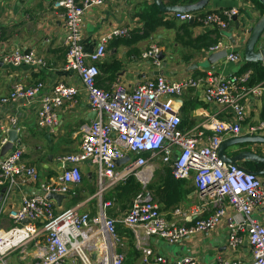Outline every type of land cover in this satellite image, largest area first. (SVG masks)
Here are the masks:
<instances>
[{
  "label": "built area",
  "instance_id": "1",
  "mask_svg": "<svg viewBox=\"0 0 264 264\" xmlns=\"http://www.w3.org/2000/svg\"><path fill=\"white\" fill-rule=\"evenodd\" d=\"M106 1L84 0L78 4L76 0H55L52 3V8L60 10L64 18L67 48L64 70L77 74L95 117L89 125L81 128L78 151L56 158L61 170L57 179L41 184L40 194L22 197L19 208L8 212L13 226L7 230L0 229V264L11 251L38 235L44 237V249L37 264H63L66 258H72L74 264H125L123 253L117 250V224L125 225L134 233L140 230L144 238L157 236L168 244H176L188 236L214 230L224 220L228 208L235 214L225 220L227 246L235 251L246 236L251 260L217 257L216 264H264V226L253 216L254 208L264 206V179L218 157L220 144L227 137H239L242 133L247 119L245 100L264 99V83L248 85L250 72H246L228 79L207 73L203 78L175 82L157 75L137 84L131 91L98 87L97 63L105 56L106 44L114 38L129 36L128 28H116L104 34L92 52L83 50L84 11ZM236 15L237 10L230 9L206 14L177 13L175 17L182 22L196 21L224 31ZM228 48L224 41H218L209 48V52L227 51ZM158 55L159 49L151 46L142 53V59L151 60L159 67ZM225 58L236 63L240 55L231 51ZM1 60L13 67H46L33 50H12L3 53ZM190 88H202L207 98L224 110H230L233 118L222 120L211 115L198 126L182 129L180 101L177 99ZM43 90L44 84L40 81L32 85L15 83L8 94L0 98V108L17 100L39 97L37 125L41 129L51 128L56 124L57 110L65 103L74 102L78 89L59 83L49 93ZM262 132L264 120H259L248 125L245 134L253 136ZM6 142L7 138L0 139V150ZM22 155L21 149L13 148L0 157V185L11 189L18 182L38 179V171L24 164ZM126 156L128 161L117 165V161ZM155 160L170 165L174 179L193 180L202 201L201 207L189 212H174V215L182 216L186 223L167 220L147 189ZM83 162L95 166V196L100 201V208L92 218L77 207L56 211L54 201L46 199L48 194L65 195L69 193L70 186H78L82 182L79 165ZM130 176L136 179L141 189L134 195L127 212L120 219L112 218L106 213L110 202H103L102 196ZM204 210L209 211L206 218L202 217ZM24 220L28 222L22 224ZM141 250L145 255L151 254L148 248ZM91 251L97 254L94 260ZM155 262L170 264L167 258L160 255L156 256ZM172 264H198V260L186 255L175 259Z\"/></svg>",
  "mask_w": 264,
  "mask_h": 264
},
{
  "label": "crops",
  "instance_id": "2",
  "mask_svg": "<svg viewBox=\"0 0 264 264\" xmlns=\"http://www.w3.org/2000/svg\"><path fill=\"white\" fill-rule=\"evenodd\" d=\"M54 1L0 0V98L7 95L15 83L32 85L40 81L44 84V93H49L59 83L78 89L75 101L65 103L57 110L56 124L51 128L41 129L37 125L39 97L17 100L0 108V122L4 130L15 125L21 144L14 143L13 147L22 150V162L35 167L38 171L36 181L18 182V185L11 189H7L6 185H0V229L4 230L13 226L8 212L19 208L22 197L40 194L41 184L54 182L57 179L61 170L56 158L78 151L82 135L81 128L89 125L95 117L77 74L64 70L67 50L66 30L60 10L52 8ZM83 1L76 0L78 4H82ZM196 1L162 0L165 5L189 4ZM255 1L210 0L202 10L196 13L206 14L216 10L235 9L237 10L236 20L241 27L244 15H249L255 22L264 13L263 7L258 6ZM153 5V0H107L102 5H92L85 9L82 18V46L85 52H92L102 36L111 30L123 27L129 29L128 37L114 38L106 44L105 56L97 63L99 75L96 84L98 87L105 90L121 88L131 91L137 84L153 79L157 75H163L171 82L203 78L207 73L223 79L240 75V70L247 64L243 57L246 38L239 34L240 30L236 28V21L233 20L226 30L218 31L196 21L182 22L175 17V14L162 13L159 10L156 16L147 18L150 12L155 15ZM231 40L233 42H230ZM218 41H224L229 45L227 51H220H225L226 55L231 51L237 52L240 60L232 63L227 61L225 56L214 65L208 66L206 56L220 52H209V48ZM151 46L157 47L159 55L162 56L161 59L157 58L160 62L159 67H156L151 60L142 59V53ZM261 47H264V34L256 46V48ZM12 50L20 52L33 50L45 62L46 67L31 65L13 67L4 64L1 55ZM260 64L264 66V63ZM246 72L251 74V69ZM177 100L180 101L181 128L185 130L200 125L211 115H216L222 120L233 118L230 110H224L207 98L202 88L187 89ZM263 104V98L245 100L247 119L243 123L242 133L239 136H246L248 125L264 120L260 117ZM259 136L264 137V132L259 133ZM3 138L7 137L2 135L1 139ZM229 138L232 137H227L225 140ZM242 149L264 156L262 144L232 146L225 151V154L233 156ZM153 162L157 163V167L153 168V176L149 183L151 187L149 191L152 194L155 187L162 185L167 168L171 173L170 165H165L159 160ZM239 165L252 172L261 169L258 165L247 162H240ZM79 167L82 182L78 186H70L69 193L63 195L60 203L53 200L55 209L60 211L77 207L80 212H85L92 218L97 215L100 208V201L95 196L96 191L92 192L96 190L95 166L90 162H83ZM259 177L264 179V176ZM181 188L184 193L177 205L164 208L156 198L154 199L167 220L186 223L182 216H176L174 212L176 210L189 212L193 208L201 207L202 201L195 190L192 178L182 180ZM108 192H111V189L103 194L102 201ZM132 199L133 197L131 202ZM112 204L119 205L116 200H113L110 202V207L112 206L110 209H113ZM253 211V216L264 226V206L256 207ZM234 214L233 210L228 208L224 220L214 230L188 236L176 244H168L157 236L144 238L140 230L134 233L132 229L119 223L116 225L119 239L117 250L123 253L125 264H156L155 258L158 255L167 258L170 264L175 259L186 255L194 256L198 264H216L217 257L236 258L249 262L251 250L246 236L235 251L227 246L225 220L233 217ZM208 215L209 211L204 210L202 217L206 218ZM109 216L116 218L111 212ZM142 248H148L151 254H143ZM43 249L44 237L38 235L11 251L4 258L3 264H37ZM90 254L93 260L97 258L94 251ZM63 264L74 263L72 258H66Z\"/></svg>",
  "mask_w": 264,
  "mask_h": 264
},
{
  "label": "water",
  "instance_id": "3",
  "mask_svg": "<svg viewBox=\"0 0 264 264\" xmlns=\"http://www.w3.org/2000/svg\"><path fill=\"white\" fill-rule=\"evenodd\" d=\"M210 0H197L195 3L181 4V5H165L162 0H153L154 5L162 13H190L202 10ZM264 9V0H256ZM253 11H255L253 9ZM236 21V28L240 30L239 34L245 36V45L243 48V57L246 63H264V47L256 48L259 39L264 34V13L260 18L255 22L252 21L249 15H244L242 26L240 27L239 22L236 20V17L233 19ZM251 24V26H250ZM230 42H233L231 40ZM226 56L225 51H220L209 56H206V64L208 66L214 65L219 60L223 59ZM162 56L158 55V59H161ZM94 113V112H93ZM95 115V114H94ZM2 135L7 137V142L1 147L0 156L3 157L7 152L11 151L14 147V143L17 145L21 144V141L18 140V134L16 132L15 125H12L10 129L4 130L2 122H0V139ZM246 144H262L264 145V137L259 135L253 136H239L234 138H229L223 141L220 144L218 149V157L225 163L239 166L240 162H251L252 164L261 165V169L250 171L243 168L247 172H251L257 176H264V156L257 154L249 150H240L233 156H226L225 151L232 146H242ZM129 157L126 156L123 159L117 161V165H120L128 161ZM5 191V189H3ZM2 191V192H3ZM63 195L60 194H48L46 199L54 200L57 203L63 199ZM1 201V196H0ZM28 221L24 220L22 224H26Z\"/></svg>",
  "mask_w": 264,
  "mask_h": 264
},
{
  "label": "trees",
  "instance_id": "4",
  "mask_svg": "<svg viewBox=\"0 0 264 264\" xmlns=\"http://www.w3.org/2000/svg\"><path fill=\"white\" fill-rule=\"evenodd\" d=\"M177 1H185V0H177ZM255 2L258 6H261L259 2L257 1ZM152 8L155 12V15H153L154 13L150 12L147 15L148 16L147 18L154 17L159 12L155 5H153ZM147 18L145 17V19ZM249 69H251V74L248 79V85L253 86L264 81V66H262L260 63L257 64L247 63L246 66L240 70L239 74L245 73V71ZM260 117L261 119H264V104L262 106ZM247 163H251V162H247ZM258 167H261V165H258ZM181 186H182V180H175L172 177L170 170L167 168L165 171V179L162 182V185L157 186L153 189V197L156 198L157 201L164 208H169L173 205H177L178 203H180V200H182V196L184 193ZM149 188L150 185L148 186L147 189L149 190ZM140 189H141L140 184L136 181V179L133 176H130L129 178H127V180L124 183L119 184L114 188H112L111 192H108L103 197V202H112L113 200H116L117 203H119L122 200L128 199L130 196L134 197V195Z\"/></svg>",
  "mask_w": 264,
  "mask_h": 264
},
{
  "label": "rangeland",
  "instance_id": "5",
  "mask_svg": "<svg viewBox=\"0 0 264 264\" xmlns=\"http://www.w3.org/2000/svg\"><path fill=\"white\" fill-rule=\"evenodd\" d=\"M152 165H153V168L157 167V163L156 162L154 164H152ZM150 189H151V187H150ZM92 192L95 193V189ZM131 198L132 197L130 196L128 199L120 201L118 203L119 205H113L112 204L113 205V209H110V208H112V206L109 207L106 210L107 215H109L110 212H111V214H114L117 219H120L127 212V210L129 209V206L131 204ZM110 210H112V211H110Z\"/></svg>",
  "mask_w": 264,
  "mask_h": 264
}]
</instances>
